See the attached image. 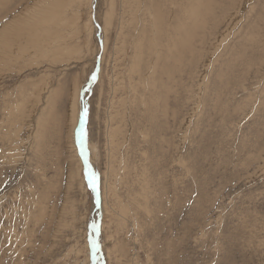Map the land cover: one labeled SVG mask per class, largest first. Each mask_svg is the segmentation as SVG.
Returning <instances> with one entry per match:
<instances>
[{"label":"rangeland","instance_id":"1","mask_svg":"<svg viewBox=\"0 0 264 264\" xmlns=\"http://www.w3.org/2000/svg\"><path fill=\"white\" fill-rule=\"evenodd\" d=\"M59 1L0 0V264H264V0Z\"/></svg>","mask_w":264,"mask_h":264},{"label":"bare ground","instance_id":"2","mask_svg":"<svg viewBox=\"0 0 264 264\" xmlns=\"http://www.w3.org/2000/svg\"><path fill=\"white\" fill-rule=\"evenodd\" d=\"M60 1H62V0H60ZM59 1V2H60ZM73 1V0H72ZM54 2H55V0H54ZM46 3V2H45ZM45 3L43 2V3H41L40 4V7H42L41 9H39V10H37V9H33L32 11H33V17L34 18H36L37 20H39V21H42L43 23H47V22H49L51 19H55V18H57V17H52V18H47V17H45L46 15H47V13L49 12V10L50 9H52V8H54L55 7V5H53V6H48L49 5V3H48V5L46 4L45 5ZM57 3V2H56ZM167 3V2H166ZM51 4V3H50ZM181 7V6H180ZM69 9V8H68ZM153 9V8H152ZM194 9V8H193ZM191 11V10H190ZM191 13V12H190ZM60 15H61V13H60ZM66 20H67V18H66ZM38 21V22H39ZM61 21H63V20H61ZM64 21H65V19H64ZM179 21V20H178ZM16 22V21H15ZM41 22V23H42ZM160 22V21H159ZM12 24V23H11ZM192 24V23H191ZM175 26H176V24H175ZM3 27H4V25H3ZM106 27V26H105ZM184 27V26H183ZM10 28V27H9ZM184 29H185V27H184ZM189 29V28H188ZM44 31V30H43ZM105 31H106V29H105ZM180 31H182L181 29H180ZM46 33H48V29H47V32ZM50 33V32H49ZM169 33V32H168ZM57 35V34H56ZM55 35V36H56ZM54 40V39H53ZM58 40L56 39L55 40V42H57ZM54 42V41H53ZM106 47V46H105ZM44 48V47H43ZM62 48V47H61ZM47 51V50H46ZM61 51V50H60ZM56 53H58V52H56ZM34 57V56H33ZM178 58V57H177ZM179 60V59H178ZM180 61V60H179ZM179 61H178V63H179ZM180 65V64H179ZM135 70V69H134ZM177 72V71H176ZM158 89V88H157ZM154 97V96H153ZM155 97H156V95H155ZM145 104V103H144ZM75 109V107L73 108V110ZM165 109V108H164ZM75 120V119H74ZM73 123H76L75 121L73 122ZM77 125V124H76ZM75 125V126H76ZM76 128V127H75ZM163 128H164V126H163ZM165 129V128H164ZM166 130V129H165ZM113 131V130H112ZM74 134V133H73ZM163 134V133H162ZM160 136H161V134H160ZM160 136H158V137H160ZM146 137V136H145ZM165 137H167V135L165 136ZM164 137V138H165ZM166 143H167V141H166ZM160 145V144H159ZM165 145V144H164ZM159 160V159H158ZM161 162V161H160ZM159 165V164H158ZM165 171V170H164ZM146 173V172H145ZM143 176H144V174H143ZM142 177V176H141ZM119 178V177H118ZM86 183V182H85ZM113 186L111 185V188H112ZM117 189H118V187H117ZM117 189H116V191H117ZM110 190V189H109ZM145 190V189H144ZM142 191H143V189H142ZM112 193V192H111ZM116 193V192H115ZM136 193V192H135ZM143 193V192H142ZM113 194V193H112ZM118 194V193H117ZM150 194V193H149ZM116 196V195H115ZM136 196V195H135ZM143 195L141 194V196L140 197H142ZM146 196H148V195H146ZM133 197V196H132ZM148 198V197H147ZM126 199V198H125ZM127 202V201H126ZM125 202V203H126ZM144 202V201H143ZM148 202V201H147ZM150 202V201H149ZM120 204V203H119ZM128 204V203H127ZM141 204V203H140ZM139 204V205H140ZM123 205V204H122ZM130 205V204H129ZM146 205H148V203L146 204ZM150 205V204H149ZM124 206V205H123ZM128 207H130V206H128ZM127 207V208H128ZM148 207V206H147ZM142 208H144V207H142ZM149 208V207H148ZM120 209V208H119ZM150 209V208H149ZM114 210V209H113ZM151 210V209H150ZM117 211V210H116ZM121 211V210H120ZM134 211V210H133ZM133 211H131V214H133L132 212ZM145 211V210H144ZM146 212V211H145ZM147 212H148V210H147ZM146 212V213H147ZM117 214L119 213V212H116ZM137 213V212H136ZM149 213V212H148ZM152 213V212H151ZM116 214V215H117ZM128 215V214H127ZM135 215V214H134ZM119 216V215H118ZM130 217H131V215H130ZM122 218V217H121ZM124 218V217H123ZM138 218V217H137ZM139 219V218H138ZM140 220V219H139Z\"/></svg>","mask_w":264,"mask_h":264},{"label":"snow or ice","instance_id":"3","mask_svg":"<svg viewBox=\"0 0 264 264\" xmlns=\"http://www.w3.org/2000/svg\"><path fill=\"white\" fill-rule=\"evenodd\" d=\"M95 78V77H93ZM87 112H88V109H87V105H85L84 107V110L81 114V126H80V132H79V136H80V141H81V146L83 148V143H84V137L86 135L85 133V130H84V121L86 120V117H87ZM92 186L95 188L96 185H95V182L93 181L92 183ZM95 227V225H93ZM93 248L94 249H98L99 248V245L97 242L93 241Z\"/></svg>","mask_w":264,"mask_h":264}]
</instances>
